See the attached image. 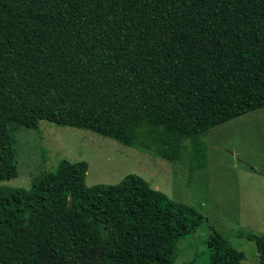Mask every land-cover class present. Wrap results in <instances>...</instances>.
<instances>
[{
  "label": "trees",
  "instance_id": "obj_1",
  "mask_svg": "<svg viewBox=\"0 0 264 264\" xmlns=\"http://www.w3.org/2000/svg\"><path fill=\"white\" fill-rule=\"evenodd\" d=\"M116 3L113 26L58 36L61 14L0 0V182L18 176L14 132L40 121L169 162L188 154L191 179L209 129L264 107V0ZM87 169L62 158L30 189L0 185V264H173L205 221L136 175L87 186ZM248 239L264 264V234ZM206 244L209 264L244 259L216 230Z\"/></svg>",
  "mask_w": 264,
  "mask_h": 264
},
{
  "label": "rangeland",
  "instance_id": "obj_2",
  "mask_svg": "<svg viewBox=\"0 0 264 264\" xmlns=\"http://www.w3.org/2000/svg\"><path fill=\"white\" fill-rule=\"evenodd\" d=\"M21 8L30 17L61 14L65 21L58 36L110 27L119 16L116 0H21ZM24 32L37 36L28 23ZM14 136L18 176L0 185L30 189L32 176L52 171L62 158L88 164L87 186L117 185L136 175L205 218L192 235L178 240L173 264H209L206 240L212 230L244 254L241 264H259L248 235L264 234V107L209 129L202 137L205 167L193 171L191 179L188 154L169 162L91 131L46 121L37 129L19 127Z\"/></svg>",
  "mask_w": 264,
  "mask_h": 264
}]
</instances>
